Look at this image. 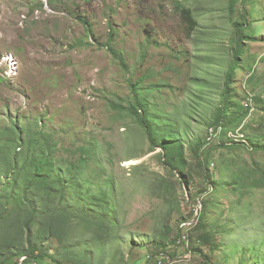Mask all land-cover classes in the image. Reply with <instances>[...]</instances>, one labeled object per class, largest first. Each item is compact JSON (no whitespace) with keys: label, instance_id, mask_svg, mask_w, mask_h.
Here are the masks:
<instances>
[{"label":"rangeland","instance_id":"obj_1","mask_svg":"<svg viewBox=\"0 0 264 264\" xmlns=\"http://www.w3.org/2000/svg\"><path fill=\"white\" fill-rule=\"evenodd\" d=\"M228 2L183 3L196 20L190 31L175 0H0V126L18 117L28 127L45 115L42 129L59 158L94 147L100 163L90 162L87 171L91 198L106 173L116 184L115 225L96 230L74 222L59 239L40 238L35 253L48 252L60 264H264V0L239 1L233 17ZM242 7L248 27L228 114L249 113L229 142L226 131L211 134L209 126L232 62V21L241 19ZM110 29L125 67L104 46ZM129 80H143L149 112L160 121L156 131L172 130L183 145L184 181L163 162V148L151 151L142 127L122 111L133 101ZM199 198L203 225L194 221L188 240L175 242L178 221L195 220ZM18 241L0 231V259L27 248L26 239L12 244ZM54 259L47 256L45 264Z\"/></svg>","mask_w":264,"mask_h":264},{"label":"trees","instance_id":"obj_2","mask_svg":"<svg viewBox=\"0 0 264 264\" xmlns=\"http://www.w3.org/2000/svg\"><path fill=\"white\" fill-rule=\"evenodd\" d=\"M186 1L188 0H175L177 3L175 8L180 11L179 15L189 22L190 31H192L195 29L196 20L191 9L184 6L183 3ZM239 1L244 3V0H229L227 8L230 17H233L232 15L237 12L235 11V4ZM240 12L238 17L241 19L232 21V33L235 43L232 62L224 75L219 103L213 111L209 126L212 128L211 134H216L219 130L226 131L229 142L234 141L229 133H234L237 129L241 131L249 113L246 110L236 116L237 111L231 110L228 114V111L234 106L233 84L245 48L244 32L248 27L246 25L247 10L242 7ZM79 19L83 22V18L79 17ZM114 34V29H110L109 37L104 46L107 47L117 63L125 67V59L112 48ZM91 35H93V32ZM128 82L132 89L133 101H129L122 111H125L142 127L148 138L151 151L156 147L163 148V162L176 170L184 181L185 158L183 157V145L174 139L175 133L172 130L156 131L153 125L160 121L153 116L152 112H149L152 107L150 106L148 90L141 87L143 80H137L136 82L129 80ZM112 106L116 109L121 108V105L117 104ZM44 119L45 115L33 117L31 124L27 127L21 123L18 117H10L4 126H0V231H8L11 235L18 236L20 241L12 244L18 246L26 239L25 244L27 245V248H16L14 253L2 257L0 264H16L17 258H20L22 253L27 255L24 254L26 256L21 264H45L47 256L54 259V255L48 252L35 253L39 239H43L45 236L59 239L63 231L69 229L74 222L85 223L96 230H103L105 226L111 227V221L114 222V225L116 224V219L111 217L113 213L110 211L116 198L114 197L116 184L112 175L110 173L105 174L104 182L92 198L89 192L91 185L87 171L90 168V162L98 165L100 163V160L96 159L92 152L94 147L90 145L91 147L83 148L84 153L76 158H65V160L59 158L56 155L57 144L53 142L51 134L44 132L42 129L43 122H46ZM206 135V140L211 141L208 132ZM222 144L229 148H243L233 145L241 143L233 142L230 144L223 141ZM248 144L250 145V143ZM251 149L258 151L256 147L251 146ZM208 153L204 155L201 161L206 160V167L210 164V153L209 156ZM196 157L199 160L197 153ZM236 179L238 182L242 180L241 176ZM251 183H256V181H251ZM197 201L202 204L195 218L196 223L200 224L205 216L206 209L204 208L203 198H199ZM76 202H80L83 208L76 207ZM193 203L192 208L194 209L197 202L194 201ZM90 212L95 213L97 216L89 214ZM202 214L203 216H201ZM191 219L193 218L187 216L180 218L178 221V239L175 242H184L183 235H187L188 240L189 230L194 228L196 223L189 230L181 227V223ZM103 220L106 222L104 225ZM202 225L203 223L199 226ZM158 245L157 247L163 248L164 242ZM6 250L8 251V248ZM195 251L200 252L199 249H195ZM162 253H159V261L163 258ZM54 261L60 264L58 258ZM137 261L140 260L135 262L137 263ZM205 263L210 264L209 262Z\"/></svg>","mask_w":264,"mask_h":264},{"label":"built area","instance_id":"obj_3","mask_svg":"<svg viewBox=\"0 0 264 264\" xmlns=\"http://www.w3.org/2000/svg\"><path fill=\"white\" fill-rule=\"evenodd\" d=\"M201 200V199H200ZM199 203V205H195L194 206V210H195V212H196V214H198V212L200 211V209H201V207H202V204L200 203V202H198ZM197 216V215H196ZM196 218V217H195ZM194 221H196V219L194 220V219H191V220H189V221H187V222H183V223H181V227H184V228H189L191 225H192V223L194 222ZM183 239H185V240H187V235H183ZM182 239V240H183ZM184 240V241H185ZM150 258V256L148 255L147 257H146V259H149Z\"/></svg>","mask_w":264,"mask_h":264}]
</instances>
